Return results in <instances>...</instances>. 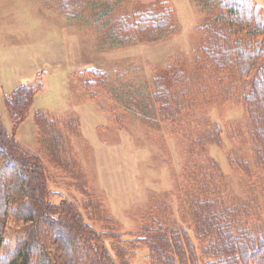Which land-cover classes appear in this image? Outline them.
<instances>
[{"label":"rangeland","instance_id":"obj_1","mask_svg":"<svg viewBox=\"0 0 264 264\" xmlns=\"http://www.w3.org/2000/svg\"><path fill=\"white\" fill-rule=\"evenodd\" d=\"M80 1L81 8L72 12L70 0H0L1 121L25 148L38 153L43 139L38 112L45 113L46 122L80 120L78 133L74 126L62 133L70 156L74 159L75 153L87 176L78 182L76 175L62 169L60 160L45 157L50 199L55 204L62 198L78 203L114 262L149 263L150 248L133 242L150 224L149 214L158 209L167 211L161 216L168 218V225L186 229L200 252L205 245L198 241L192 211L195 192L189 187L208 160L216 162L223 175L228 204L264 199V174L253 159L248 110L226 98L224 85L213 81L209 70L213 66H207L206 81L212 84L205 81L208 91L196 93L198 108H207L210 123L223 131L217 143H207V150L201 152L200 143L189 149L190 141L181 131L184 122L150 126L128 107L125 95L155 94L156 79L176 88L169 73L198 68L194 58L206 42L213 14L204 9L206 0H109L117 2L112 20L126 18L134 23L137 13L148 11L166 12L171 18L170 29L163 34L136 35L132 42L123 39L121 44L111 28L100 25L98 15L108 7L104 0ZM254 1L264 9V0ZM22 85L40 89L28 118L15 128L7 99ZM212 93L220 97L215 99ZM240 156L248 161L250 174L237 165L235 158Z\"/></svg>","mask_w":264,"mask_h":264},{"label":"trees","instance_id":"obj_2","mask_svg":"<svg viewBox=\"0 0 264 264\" xmlns=\"http://www.w3.org/2000/svg\"><path fill=\"white\" fill-rule=\"evenodd\" d=\"M108 1H103L108 7L98 15L100 25L111 28L114 40L121 44L123 39L132 42L136 35L157 36L170 29L171 18L166 12L137 13L134 23L126 18L112 20L117 2ZM70 4L73 12L82 3L70 0ZM204 9L213 15L206 28V42L194 58L198 68L169 73L176 88L156 79L153 95L144 91H139V95L126 93L125 103L153 127L160 126L162 121L184 122L181 131L190 141L189 149L200 143L204 152L206 144L217 143L223 131L210 123L208 109L198 108L196 98L199 90L208 91L206 75L212 71L213 81L224 85L226 98L246 106L253 159L260 174H264V9L254 0H206ZM207 66L213 68L207 71ZM192 76L194 80H190ZM38 89L39 86L22 85L7 99L15 128L28 118ZM212 97L220 96L212 93ZM46 120L45 113H37L44 144L41 143V152L35 153L7 131L0 117V264H133L127 259L113 261L102 235L84 220L78 203L64 198L59 204L51 201L45 157L60 160L62 169L76 175L78 182L87 175L77 164L75 153L74 159L70 156L62 133L73 126L78 133L80 120ZM41 121L45 122L44 127ZM242 158H235L237 165L250 174V165ZM75 185L80 190L79 184ZM223 188V175L213 160L202 166L196 182L189 187V192H195L192 211L198 241L205 245L200 252L186 229L174 223L175 226L168 225V218L161 216L167 211L158 209L150 213V224L143 226L133 242L150 248L147 264H264V199L252 197L231 206ZM86 195L92 204V194ZM90 207L93 209L94 205ZM91 214L94 216L95 212Z\"/></svg>","mask_w":264,"mask_h":264}]
</instances>
